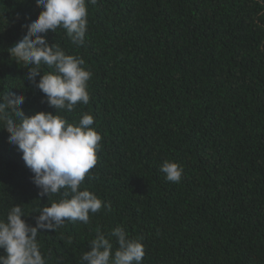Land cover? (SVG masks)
Masks as SVG:
<instances>
[{
    "label": "trees",
    "instance_id": "1",
    "mask_svg": "<svg viewBox=\"0 0 264 264\" xmlns=\"http://www.w3.org/2000/svg\"><path fill=\"white\" fill-rule=\"evenodd\" d=\"M86 4L82 45L62 27L47 40L91 72L89 103L58 114L69 122L94 116L101 146L80 188L109 207L90 212L87 224L41 230L46 264H83L98 232L114 252L109 234L117 226L142 239V264H264V0ZM40 11L35 0H0V97L22 93L25 115L56 111L8 52L24 34L21 24ZM3 127L0 219L18 204L34 225L43 207L67 198L65 190L38 195ZM165 160L183 167L179 183L161 172Z\"/></svg>",
    "mask_w": 264,
    "mask_h": 264
},
{
    "label": "clouds",
    "instance_id": "2",
    "mask_svg": "<svg viewBox=\"0 0 264 264\" xmlns=\"http://www.w3.org/2000/svg\"><path fill=\"white\" fill-rule=\"evenodd\" d=\"M96 3V0H88ZM41 11L27 23L24 34L8 48L17 64L27 66L26 79L39 89L51 111H35L25 115L21 106L25 96L9 93L0 97V121L8 132V141L22 154L25 166L33 174L31 180L40 197L64 189L67 198L43 207L29 224L20 205H14L6 219H0V264H46L37 241L41 230L54 231L66 220L87 224L89 213H97L105 205L98 196L80 186L97 162L102 136L92 125L94 116L85 113L78 122H69L58 110L72 111L78 103H89L88 81L91 72L81 57L66 54L55 44H49L47 33L62 27L72 43L82 45L87 31L86 0H35ZM41 65L53 71L42 72ZM39 77V79H37ZM13 110L19 121L8 115ZM165 178L173 183L182 179L183 167L165 160L160 166ZM92 178L91 176L89 177ZM110 236L116 237L118 248L113 252L109 236L98 232L81 261L83 264H142L145 256L141 238H131L117 226Z\"/></svg>",
    "mask_w": 264,
    "mask_h": 264
}]
</instances>
